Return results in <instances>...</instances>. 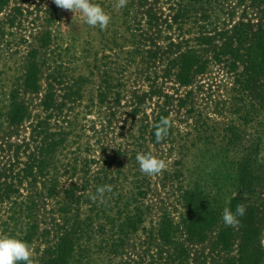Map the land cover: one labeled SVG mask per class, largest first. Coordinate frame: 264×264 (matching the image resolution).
I'll return each mask as SVG.
<instances>
[{
    "label": "rangeland",
    "instance_id": "1",
    "mask_svg": "<svg viewBox=\"0 0 264 264\" xmlns=\"http://www.w3.org/2000/svg\"><path fill=\"white\" fill-rule=\"evenodd\" d=\"M91 2L110 15L106 29L89 26L79 11L63 10L53 0L0 3L2 168L9 167L15 146L31 142V126L45 115L43 101L48 90L53 89L57 103L72 95L65 112L75 120V131L58 158L63 160L65 170L70 169L68 158L78 156V161L70 165L79 171L72 175L70 170L63 172L56 194L40 202L42 222L29 244L33 264H44L45 250L55 240L50 234L47 242L44 229L52 225L53 218L59 219L57 210L65 200V190L84 182L86 161H98L90 163L93 174L101 165L100 159L110 160L109 176L120 171L128 178L121 179L118 190L125 195L136 190L135 169L128 152L136 148L137 139L139 152L148 151L164 160L166 169L160 175L147 176L146 194L138 198V206L144 211L138 232L130 233L124 248L115 251L111 244L118 238L121 221L115 227L108 222L105 237L96 235L106 243L101 249L92 246L87 264H149L152 259L145 243L147 233L157 232L165 214L176 223L181 221L185 210L179 195L188 188H199L221 216L220 224L203 241H186L191 252L189 264H225L231 257L237 262L244 225L240 216L238 228L226 226L222 215L225 207L236 211L232 197L238 193L239 163L259 132H263L260 160L264 163V131L259 126L264 113L249 121L244 120L243 112L233 113L229 97L237 86L236 72L228 67L226 59L217 62L211 50L204 53V72L194 74L190 85L180 84L168 69L178 52L186 48V40L203 32L212 35L231 30L241 22L257 23L262 6L254 0H128L126 7L118 9V0ZM183 14V19H174ZM44 36L47 45L42 47ZM215 44L220 45L217 38ZM34 49L43 71L39 91L25 87L27 63ZM14 95L29 107L32 118L11 125L8 112ZM163 111L172 126L165 141L156 144L151 139V126ZM23 151L21 148V157L25 156ZM116 152V159H111ZM254 168L258 176L254 193L246 194L239 205L246 206L245 214L255 210L257 230L246 260L257 256V264H264V164L255 162ZM27 188L21 187L20 194L26 196ZM111 199L106 195L104 202L110 216L118 217ZM14 206L0 198V235L3 221ZM221 227L234 231L226 251L218 245ZM178 237L185 239L183 233Z\"/></svg>",
    "mask_w": 264,
    "mask_h": 264
},
{
    "label": "trees",
    "instance_id": "2",
    "mask_svg": "<svg viewBox=\"0 0 264 264\" xmlns=\"http://www.w3.org/2000/svg\"><path fill=\"white\" fill-rule=\"evenodd\" d=\"M8 1L0 0V3L6 4ZM254 1L262 6L259 22H241L231 30L217 32L216 35H208L203 32L193 39L186 40V48L178 52L168 69L180 84L187 86L193 82L194 74L204 72V53L211 50L217 62H223V59H226L228 67L233 69L237 75L235 79L237 86L233 88L229 97L231 108L233 113L238 115L243 112L245 121L252 120L256 115L264 113V0ZM183 6L185 5L181 7ZM185 15L176 16L174 19L176 21L177 18L183 19ZM44 38L45 36L40 40L42 47L47 45ZM216 38L220 41V45L215 44ZM192 41L195 42L194 45L190 44ZM239 68H242L241 72H239ZM42 74L38 51L34 49L27 63L25 87L39 91ZM49 87L53 88V85L49 84ZM55 96L53 89H49L43 101L45 115L38 118L36 123L31 126V142H24L23 146L14 147L9 167L2 168L0 161V198L7 200L11 207L15 205L7 214V220L3 221L2 233L28 244L33 242L40 229L42 222L40 202L44 200V197L49 198L56 194L63 172L70 170L69 173L72 175L79 171L77 166L70 165L72 161H78V156L68 158L67 163H69L70 169L65 168V170L62 169L63 160L58 158L60 149L66 150L69 138L75 131V120L65 112L72 95H68L62 103H57ZM192 109H189L190 112L193 111ZM165 116L164 111L160 112L151 126V139L156 144L165 141L166 138L157 142L155 137V125ZM27 118H32L29 107L14 95L8 112V122L11 125L21 124ZM53 119H55V126L52 124ZM259 126L264 131L263 120H260ZM262 134L263 132H259L257 141L255 143L252 141V145L239 163L238 193L232 197L233 209H236L237 205L245 199L246 194L254 193V186L258 178L254 163L264 164L260 160V151L263 147ZM137 141L134 144L136 148L128 152L135 169L133 175L137 179L134 186L136 190L131 191L130 195H125L118 190L121 179H128L124 172L123 175L118 171L115 176H109L110 160L100 159L101 165L93 174H91L90 163L93 161L98 164V161L85 162L83 172L86 178L84 182L71 185L65 190V200L63 203L61 202L57 210L59 219L53 218L52 225L44 229L47 242L50 241L48 240L50 234L55 239L45 250L44 264H87L92 246L96 244V247L101 249L102 243H106L105 240L101 242L97 240L96 235L105 237L106 231H108L106 230L108 222L115 227L117 221H121L118 238L111 244L115 251L124 248L130 233L138 232L144 214V211L138 206V198L146 194L144 184L149 182L147 175L137 171L140 170V167L136 156L140 153L141 147ZM21 148H24V157L20 156ZM117 153L119 152H116V156L111 159H116ZM144 154L151 153L145 151ZM66 155L64 157H67ZM24 185L29 188H27L29 193L26 196L20 194V189ZM103 185H110L112 191L105 192L102 201L99 197L93 201L91 197L97 195V188ZM106 195L112 196L111 202L117 209L118 217L110 216L104 202ZM179 200L185 210L181 215V221L176 223L165 214L157 232L147 233L148 238L145 243L150 250L148 256L152 259L149 264H189L191 252L186 241H203L209 231L220 224L219 211L212 205L210 206L199 188L181 190ZM255 221L254 209L240 217V222L244 225L241 258L234 262L236 259L231 257L225 264H257V256L248 260L245 256L247 252L250 253V248L254 243L253 237L257 230ZM178 233H183L185 239H180ZM233 236L232 229L220 228L217 239L222 250L230 249ZM78 258H81L80 261ZM17 264H26V262L21 261Z\"/></svg>",
    "mask_w": 264,
    "mask_h": 264
},
{
    "label": "clouds",
    "instance_id": "3",
    "mask_svg": "<svg viewBox=\"0 0 264 264\" xmlns=\"http://www.w3.org/2000/svg\"><path fill=\"white\" fill-rule=\"evenodd\" d=\"M55 5L63 10L72 12L79 11L85 22L91 27H99L106 29L110 23L111 17L103 8L91 2V0H53ZM128 0H118L116 8H124ZM172 124L169 118L162 117L158 124L155 125V137L157 142L163 140L169 133ZM136 160L139 163L140 171L147 176L160 175L166 169L164 160L157 158L151 154L138 153ZM110 185L99 186L96 190L97 195L91 197L96 201L99 197L102 201L105 192H111ZM246 212V206L243 204L237 205L235 213L229 207L223 210V221L226 226L238 228V217L243 216ZM26 262L33 264L32 250L28 243L12 238L6 235H0V264H17V262Z\"/></svg>",
    "mask_w": 264,
    "mask_h": 264
}]
</instances>
